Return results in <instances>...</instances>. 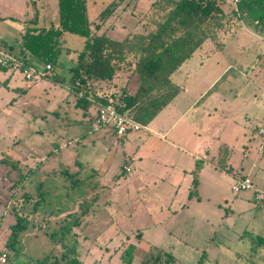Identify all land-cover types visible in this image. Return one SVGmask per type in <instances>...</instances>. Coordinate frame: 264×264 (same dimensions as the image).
<instances>
[{"label": "rangeland", "instance_id": "1", "mask_svg": "<svg viewBox=\"0 0 264 264\" xmlns=\"http://www.w3.org/2000/svg\"><path fill=\"white\" fill-rule=\"evenodd\" d=\"M134 1L129 0L125 9L122 3L107 15L100 32L121 41L161 19L151 7L159 0ZM216 1L224 14L218 21L222 28L215 29L212 21L207 23L211 29L206 34L197 32L195 40L202 43L200 49L180 66L171 81L186 85L189 96L197 97L231 66L209 93V97L215 96L216 110L208 112L217 121L213 132L220 142L233 145L238 161L245 146L250 155L261 144L255 130L264 127V42L255 45L247 33L241 35L240 42L247 46L246 60L238 59L228 45L224 53L218 50L219 40L229 34L236 38L234 28L244 23L233 18L230 0ZM117 2L86 0L92 30L100 22V14ZM34 16L38 28L56 27L58 1L0 0L1 52L19 53L21 23ZM84 41L69 33L62 35L52 76L27 81L19 71L0 69V254H7L6 264H55L63 253L72 255L79 264H140L149 244L165 239L175 243L176 236H180L172 231L177 223L174 219L153 226L152 217L139 205V201L145 203L148 199L142 188L148 179L144 173L123 170L136 153L157 145L153 139L142 142L152 134L147 131L149 124L139 123L141 130L121 139L115 137L111 125L93 129L97 104H104L98 98L113 102L124 87L129 93L135 91L133 68L124 65L113 81L98 82L94 97L88 98L92 106L76 105L79 96L70 86L71 68ZM33 65L44 70L37 61ZM221 93L225 95L224 103ZM229 108L234 112V121L225 115ZM245 111L253 115L247 119V126L240 125ZM192 117L193 112L185 122ZM243 160L241 174L250 163ZM252 179L255 185L264 186V152ZM234 182L218 173L217 201H202L198 206L201 219L195 216L194 208L185 212L194 218L193 233L188 237L193 243L175 253L177 264H197L201 256L200 264H264V202L254 203L247 193H234ZM192 183L193 176L186 177L180 192H190ZM203 186V192L211 187L208 180ZM150 207L155 210L157 206ZM16 224L20 229L8 249Z\"/></svg>", "mask_w": 264, "mask_h": 264}, {"label": "trees", "instance_id": "2", "mask_svg": "<svg viewBox=\"0 0 264 264\" xmlns=\"http://www.w3.org/2000/svg\"><path fill=\"white\" fill-rule=\"evenodd\" d=\"M57 1L58 25L38 28L36 16L21 23L20 50L13 56L28 66H34L33 62L37 61L53 68L64 33L84 38L83 49L76 55V65L71 68L70 86L79 96L76 105L92 106L88 98L94 97L95 85L100 81H113L123 70L121 67L130 65L133 68L131 73L136 75L135 91L129 93L124 87L118 98L107 103L114 104L120 113L143 125L149 124L179 92L170 78L201 46L202 43L195 40L197 32L206 34L211 29L207 23L212 21L215 29H221L218 21L224 16L216 0H159L151 7L156 8V17L161 19L153 21L149 28L143 27L139 33L129 34L118 41L105 31L100 32L102 21L122 3V9L128 7L129 0H118L111 9L102 12L100 22L94 25L93 30L87 16L86 0ZM238 11L239 15L232 12L233 18L242 21L255 33L264 35V0H239ZM213 34L210 31L211 37ZM97 100L107 104L99 98ZM199 169L200 163H197L192 172L193 185L197 183ZM220 169L230 171L225 163ZM19 229L18 224L13 226L8 249L12 247ZM201 258L197 264L201 263ZM55 264L79 263L72 255L63 253ZM140 264H177V261L171 253L156 249L146 254Z\"/></svg>", "mask_w": 264, "mask_h": 264}, {"label": "crops", "instance_id": "3", "mask_svg": "<svg viewBox=\"0 0 264 264\" xmlns=\"http://www.w3.org/2000/svg\"><path fill=\"white\" fill-rule=\"evenodd\" d=\"M234 30L236 31V38L230 37L229 34L227 35L229 36L228 38L219 40L220 46L218 50L224 53L228 45L229 50L232 51L238 59L246 60L248 58V54L246 53L247 46L243 44V42H240L241 39L239 38L241 35L247 33L250 38L249 41H252L255 45L257 41L264 42V35L255 33L244 24L239 28H234ZM200 47L198 49H200ZM262 53H264V47ZM234 68L239 69L240 67ZM231 69V66H228L227 69L223 71L224 74L215 77L206 89L199 92L197 97L189 96L190 89L186 85L181 87L182 83L179 82L178 84L171 81L179 89V92L149 123L147 131L149 130L152 134L146 137V140L144 138L142 141L146 143L153 139L157 142V145L148 147L145 152L141 151L139 154L136 153L129 162H126V164H128L126 166L130 168V171L126 173H131L133 169L135 173H144L145 178H148L146 181H143L145 184H142L144 186L142 188L147 191L146 195L148 199H146L145 203L142 201L138 203L145 208L144 212L152 217L153 226L161 224L162 221L174 219L177 223L174 225L172 231L180 234V236H176L178 239L175 243L171 242L169 239H165L156 245L149 244V249L146 254L157 249L171 253L175 257V253L179 252V250H183L182 247L191 246L193 241L188 237H191L193 233L192 228H194V226H191V224L194 222V218L185 212L194 208V213H196L195 216L201 219L202 217H199L201 212L198 206L203 204L202 201L206 200L208 203H210L211 200H214V202L217 201L219 197L217 184L218 173H221L225 178H230L232 182H234V178L245 177L250 179L253 183L252 174L257 168V160L262 153H257L258 149L256 148L254 153L248 154V157H244L246 152L249 153L248 149H244L246 148L245 146L237 161V152L233 145L230 146L220 142V137L213 132L217 121L213 120L211 113L208 112L210 109L216 110L214 106L215 96L209 97V93L221 83ZM237 71L241 73V71ZM224 81L226 82V80ZM180 88H182V92ZM222 93L220 100L224 103L225 95ZM237 96L238 95L235 93L233 98L236 100ZM248 104L249 103H247V105ZM198 107L200 108L198 109ZM192 112L193 117L185 122ZM233 113L232 109H225V115L230 118L229 121H234L235 117H233ZM242 115H244V119L240 120V125H250V121H247V119L249 116L253 115H250L248 111H245ZM226 116L224 118H226ZM256 131L257 130H255V133ZM243 159H248L247 161L250 163L246 165L247 171L241 174L240 170L242 171V165L244 164ZM197 163H200V169L197 173L196 185L192 183V188L190 187L191 189L189 190L190 192L181 193V185L186 177L192 175ZM224 163L226 169L230 171L227 172L220 169V166ZM205 180H208L211 187H208V190L206 187V190L203 192ZM244 193H247L252 201L257 203L254 201L250 192ZM153 205L157 206L155 210L153 207H150ZM147 206H149V208ZM182 214H185V216L183 215L181 220L178 219L179 215ZM85 215L86 211L83 212L82 216ZM200 219H196V221ZM189 220L190 222H188ZM79 221L76 225H78Z\"/></svg>", "mask_w": 264, "mask_h": 264}, {"label": "built area", "instance_id": "4", "mask_svg": "<svg viewBox=\"0 0 264 264\" xmlns=\"http://www.w3.org/2000/svg\"><path fill=\"white\" fill-rule=\"evenodd\" d=\"M233 5V12L239 15L238 2L239 0H230ZM0 68L7 71H19L24 76L25 80L31 81L37 76L45 78L48 75L52 76L53 68L51 65L44 66V70H39L33 66H28L13 55L0 51ZM93 129L98 130L101 127L111 125L113 133L117 139L125 137L129 132H137L142 129L141 125L129 116L118 111L117 107L112 103L97 104L96 115L92 122ZM257 136L261 138V144L258 147L257 153L264 152V127L257 129ZM248 152L244 157H248ZM125 172H129V166L123 167ZM234 193L250 192L255 202L261 204L264 202V187L254 185L248 178H238L231 187ZM7 263V254L0 255V264Z\"/></svg>", "mask_w": 264, "mask_h": 264}]
</instances>
